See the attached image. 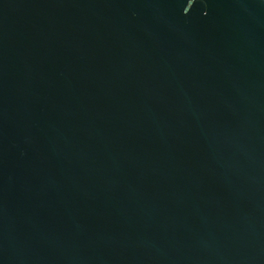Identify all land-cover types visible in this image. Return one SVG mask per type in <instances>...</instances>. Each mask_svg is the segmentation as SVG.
<instances>
[{"label":"water","instance_id":"water-1","mask_svg":"<svg viewBox=\"0 0 264 264\" xmlns=\"http://www.w3.org/2000/svg\"><path fill=\"white\" fill-rule=\"evenodd\" d=\"M0 264H264V0H0Z\"/></svg>","mask_w":264,"mask_h":264}]
</instances>
